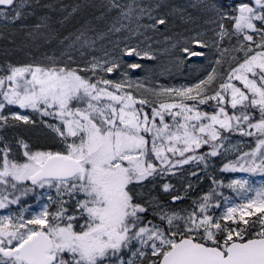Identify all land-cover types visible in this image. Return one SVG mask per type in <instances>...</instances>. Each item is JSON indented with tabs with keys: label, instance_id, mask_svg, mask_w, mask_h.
Here are the masks:
<instances>
[{
	"label": "snow or ice",
	"instance_id": "snow-or-ice-1",
	"mask_svg": "<svg viewBox=\"0 0 264 264\" xmlns=\"http://www.w3.org/2000/svg\"><path fill=\"white\" fill-rule=\"evenodd\" d=\"M35 6H41L40 0ZM199 6L213 35L209 40L197 32L172 43L176 66L206 60L210 52L223 56L228 51L223 41L231 43L233 37L234 50L244 56L242 62L233 58L236 66H230L226 79L218 81L212 68L191 87L147 89L157 100L168 96L178 102L137 100L125 90L133 75L146 71L144 61L157 59L151 45L141 47L143 41L123 47L117 42L102 57L86 59L84 49L94 52L96 40L84 39L81 32L59 57L45 55L46 65H8L6 76H0V192L10 187L20 195L11 200L0 196V209L33 190L26 181L54 187L58 199L52 213L45 206L30 219L23 211L15 220L0 216V264H264V184L257 188L247 179L231 181L227 187L245 202L230 205L224 197L219 215L210 211L222 207L210 204L215 188L182 206L193 189L191 178L201 179L184 166L195 162L208 169L209 157H216L229 138L224 133L255 137L256 148L221 171L264 177V0H233L230 5L200 0ZM102 7L115 12L117 22L134 17L137 36L167 30L168 17L182 11L160 12L163 0L135 7L107 0ZM29 16H35L29 0H0L5 25ZM145 18L149 23H142ZM39 19L37 30L48 17ZM123 27L113 23L108 31L119 33ZM105 35L97 33V38ZM198 105L213 111H201ZM9 130L17 134L10 138ZM38 131L56 147L34 148L30 137ZM204 147L209 151L199 152ZM252 192L255 197L248 195Z\"/></svg>",
	"mask_w": 264,
	"mask_h": 264
},
{
	"label": "rangeland",
	"instance_id": "rangeland-1",
	"mask_svg": "<svg viewBox=\"0 0 264 264\" xmlns=\"http://www.w3.org/2000/svg\"><path fill=\"white\" fill-rule=\"evenodd\" d=\"M29 2H33L35 16H29L24 21H17L16 24L9 23L5 25L3 21H0V76H6L9 64L12 66H26L29 64L46 65L47 61L44 58L45 55H55L59 57L60 52L65 49V45L70 43L75 36L81 32L84 33V39L96 40L94 52L91 49H84L86 59H91L92 55L102 57L105 51L111 52L117 42L120 43L121 47L124 46V43L136 44L141 41H143L141 47L151 45L149 51L155 53L157 59L154 61H144L143 63L146 65V71L138 72L131 77L133 83L130 88L127 84L125 85V90L131 91L137 100L142 97L149 100H157V97L147 91V89L159 91L162 88L191 87L205 78L206 74L211 72L212 68L217 69L218 81L220 78L226 79L230 66H236V60L233 58L239 57L242 62L244 56L243 52L234 50L236 39L233 37L231 43L227 39L223 41L222 47L228 49L223 56L214 55L213 52H210L209 58L206 60H197L180 67L176 66L173 55L175 49H172L170 46L172 43L182 38L195 36L197 32L204 33L203 38L209 40L213 35L210 31L213 25L205 23L208 19V15L199 6L200 0H163L164 7L159 9L160 12H172V9L182 11L172 12L168 17L169 23L167 25V30L161 27L159 32L149 30L144 32L143 36L134 34L137 28L134 17L131 22L124 19L117 22V15L115 12H106L101 4L104 5L107 3V0H40L41 6L39 7L35 6V0H29ZM156 2L157 0H119V3L122 5H132L133 7L137 4L154 5ZM218 2L230 5L233 3V0H218ZM80 3H83V6L79 5ZM193 4H196L197 7H192ZM42 5H48V7H43ZM73 9H75V11H73ZM102 13H104L103 18H100ZM44 16L48 17V19L43 21L45 26L37 30L34 25L40 23L41 21L39 18ZM113 23H116L117 27L122 23L124 27L119 33L109 32L108 29ZM142 23H149V21L145 18ZM141 31L144 30L141 29ZM101 32L106 33L103 39L97 38V33ZM64 37H68L69 39L65 41V44H61L60 41L63 40ZM166 37H171V40H166ZM46 38L49 42H46ZM76 47L78 49L80 45L77 44ZM7 50H10L11 54H9V57H13V60L5 64L3 61L7 57L5 53ZM256 51H258V49H256ZM15 54H17V56H14ZM72 54L78 61L81 59L79 51L74 49ZM216 59H220L221 63L216 64ZM109 78L119 79L115 74H109ZM137 83L141 84L142 87H137ZM234 83L242 87L239 81H234ZM4 87L5 89L8 87V81L6 79ZM160 101L166 103L178 102V98L161 96L157 100V103ZM12 107L14 111H27L21 110L16 106ZM198 107L201 111H206L209 114L213 111L212 107L207 105H198ZM145 111H147L146 108ZM150 111L151 109L149 108V112ZM173 111H175V109ZM46 119L51 120V118ZM166 121L172 123L170 117ZM7 134L11 138L17 134V131L9 130ZM224 135L229 138L223 142V146L219 149V154L216 157H209L210 165L208 169L203 170L202 165L196 167L195 162H193L191 166H184L185 169L198 172L201 179L197 180L194 177L191 178L193 189L187 194L185 204L182 206L190 205L192 201L204 196L205 193L201 192L202 188H205L207 191L213 188L215 184L212 183L211 179L206 178V176H211L218 181H222L226 187L233 180L243 179H247L250 184L257 188L260 187L261 184H264V177L259 174L241 172L239 170L221 171L224 164H231V162L236 161L238 156H243V153H249L256 148L255 137H243L236 133L230 136L228 133H224ZM30 143L34 148H40L42 150L54 149L56 147L51 137L42 131L32 134ZM207 151H209L207 147L199 150V152ZM26 182L24 183L33 190L29 191L27 195H21L19 203L9 204L7 208L0 209V216L11 215L15 220L23 211L24 218L30 219L32 216L43 211L45 206H47L49 213L56 210L57 204L55 201L58 197L54 187L50 188L45 185L44 188H40L38 186L29 185ZM173 182L175 183V180H173ZM149 187H151V185H149ZM2 188H4V186L0 185V189ZM229 191V194L224 197L229 198L230 205L245 202L240 199L236 191L233 189ZM181 194H183V189H181ZM3 195H7L9 200H11L14 199L15 196L20 195V193H13V190L9 187L7 191L0 192V196ZM248 195L255 197L254 192L248 193ZM224 197L220 203L222 207L217 210L215 213L216 215H219L224 210Z\"/></svg>",
	"mask_w": 264,
	"mask_h": 264
},
{
	"label": "trees",
	"instance_id": "trees-1",
	"mask_svg": "<svg viewBox=\"0 0 264 264\" xmlns=\"http://www.w3.org/2000/svg\"><path fill=\"white\" fill-rule=\"evenodd\" d=\"M8 52H10V50H7L5 53L7 54V57L5 58V61H3V63H8L9 61H11V60H13V57H9V55L8 54H11V52L10 53H8ZM16 52V51H15ZM14 56H17V54H15ZM8 59V60H7ZM7 60V61H6ZM211 104H215V102L213 101V102H210ZM208 106V105H207ZM137 107H140V105L139 104H137ZM146 108V110H147V112H149V108L148 107H145ZM150 113V112H149ZM169 119V117H166V120H168ZM236 134H239V133H236ZM251 138V137H250ZM253 138V137H252ZM252 151H250L249 153H251ZM235 162V161H234ZM234 162H231V163H234ZM257 162H259V159L257 158ZM157 164L159 163L158 161L156 162ZM215 177V176H214ZM220 181V180H219ZM221 182V184H219V185H217V184H215L214 186H213V188H215L216 189V194L215 195H213V198H212V200L210 201V203L211 204H213V205H215L216 203H221V200H222V198L224 197V196H226V195H228L229 194V190L230 189H228V187H226V185L222 182V181H220ZM201 192H204L205 194H208L209 192H210V190L209 191H207L205 188H202L201 189ZM220 193H222L223 195H219ZM217 210L218 209H215V208H210V211H213L214 213H216L217 212ZM251 219H255V217H252Z\"/></svg>",
	"mask_w": 264,
	"mask_h": 264
},
{
	"label": "bare ground",
	"instance_id": "bare-ground-1",
	"mask_svg": "<svg viewBox=\"0 0 264 264\" xmlns=\"http://www.w3.org/2000/svg\"><path fill=\"white\" fill-rule=\"evenodd\" d=\"M31 1V0H30ZM34 1V0H33ZM102 1H104V0H102ZM43 2H45V1H43ZM33 3V2H32ZM44 4V3H43ZM83 3H80L79 5H82ZM94 4V3H93ZM83 6V5H82ZM85 6V5H84ZM91 6H93V5H91ZM100 6V5H99ZM101 6H102V4H101ZM81 7V6H80ZM78 8V7H77ZM77 8H76V10H77ZM79 9V8H78ZM78 11V10H77ZM95 14V13H94ZM100 14V13H99ZM93 15V14H92ZM97 22H98V20H97ZM91 23V22H90ZM133 34V33H132ZM131 36V35H130ZM19 49V48H18ZM51 50V49H50ZM2 53H3V50H2ZM8 53H10V52H8ZM9 55V54H8ZM8 60V59H7ZM6 60V61H7ZM5 61V60H4ZM4 66V65H3Z\"/></svg>",
	"mask_w": 264,
	"mask_h": 264
},
{
	"label": "water",
	"instance_id": "water-1",
	"mask_svg": "<svg viewBox=\"0 0 264 264\" xmlns=\"http://www.w3.org/2000/svg\"><path fill=\"white\" fill-rule=\"evenodd\" d=\"M28 183H30V184H31V182H30V181H28Z\"/></svg>",
	"mask_w": 264,
	"mask_h": 264
}]
</instances>
